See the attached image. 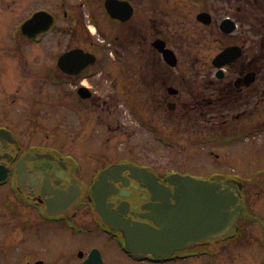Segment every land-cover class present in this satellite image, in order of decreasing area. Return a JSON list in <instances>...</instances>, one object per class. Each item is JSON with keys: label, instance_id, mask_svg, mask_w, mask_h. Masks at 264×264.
I'll list each match as a JSON object with an SVG mask.
<instances>
[{"label": "flooded vegetation", "instance_id": "flooded-vegetation-1", "mask_svg": "<svg viewBox=\"0 0 264 264\" xmlns=\"http://www.w3.org/2000/svg\"><path fill=\"white\" fill-rule=\"evenodd\" d=\"M191 1L0 0L3 264H50L37 248L39 236L26 234L36 223L47 225L54 234L60 231L71 236L68 255L59 250L52 255V264H108L104 248L115 264H264V15L258 23L261 40L256 46L248 38L234 40L231 36L237 22L224 16L216 23V35L228 41L217 44L209 62L200 63L197 56L185 55L181 43L188 30ZM238 1L196 0L194 19L199 13H208L210 21L207 25L197 21L194 26L212 28L217 8L242 11L258 0H244V5ZM226 19L235 24L231 33L224 31L229 28L223 25ZM255 20L252 16L249 26ZM184 41L187 48L188 38ZM227 47L240 52L219 74L213 58ZM163 48L175 53L177 65L171 66L170 54ZM106 83L119 91L108 89L100 94L96 87ZM125 99L138 106L134 117L147 115L149 124L159 117L164 123L170 141L161 140L162 135L156 137L158 141L171 144L174 138L177 144L205 143L219 150L209 151L216 160L211 180L229 188L242 203L236 221L224 235L193 241L164 258L155 253L129 254L121 233L111 231L95 202L105 215L152 226L148 217L153 216L160 199L172 192L169 172L140 162L143 158L148 161L146 157L130 161L116 155L111 160L101 157L103 164L82 175L81 161L71 153L65 155L57 147L37 141L46 130H58L61 105L66 107L65 116L90 118L92 107L113 116L119 112L114 101ZM136 100L143 103L136 104ZM45 111L52 113L54 121L45 119ZM81 122L80 127L76 123L71 127L75 144L88 137ZM173 125L178 129L172 138ZM152 126L153 131L160 127ZM121 130V124L106 125V131ZM239 143L243 145L237 147ZM113 149L108 150L110 156ZM234 153L248 164L244 172L221 168ZM240 159L234 162L240 165ZM105 169L106 188L93 191ZM151 173L162 187L155 188ZM89 233L100 234L97 237L102 243H85L84 237H77ZM11 243L16 245L15 253L7 255Z\"/></svg>", "mask_w": 264, "mask_h": 264}, {"label": "rangeland", "instance_id": "rangeland-1", "mask_svg": "<svg viewBox=\"0 0 264 264\" xmlns=\"http://www.w3.org/2000/svg\"><path fill=\"white\" fill-rule=\"evenodd\" d=\"M189 1L190 0H188V2ZM239 1L244 5V0ZM238 2H236V4H238ZM245 7L247 10L244 9L242 11H239L238 8H234L232 10H229L227 7L217 8L215 17L213 16V23L215 24L212 25V28L199 26L201 27L199 30L198 27L194 26L197 22L194 19V16L197 12V4L196 0H192L189 3L187 12L188 30L184 32L183 41H181L184 47L185 55L192 57L197 56L200 60V63L209 62V58L217 52V44L219 43V45H223L228 41V38H225L221 35H216V23H219L224 16H231V18L237 22V30L235 34L231 36L234 40L241 39V41H243L244 38H248L252 45H258L261 40L259 35L260 31H258V29L261 27L258 25V23L259 20H263L262 18L264 12L262 11L264 8V0H258L257 3L252 4L250 7L246 5ZM252 16H254L256 20L253 21L255 25L251 27L249 26L248 21L252 20ZM17 21L18 19L13 20L12 24ZM213 33L214 35H212ZM186 38H188V45L186 43L188 46L187 48L185 47L184 41ZM96 88L100 94L108 93V89L111 90L110 92L119 91V88L116 89L115 86H109V83L97 86ZM103 98L106 97L104 96ZM114 103H118V106L116 105L119 110L117 114L109 116L108 112H101L98 108L92 107V111L89 114L90 118L88 116L82 118L77 114L79 119L83 120V123L78 119V117H74L71 114L65 116L68 114L66 107H62L61 105V107H59V110H61V116L59 117L60 124L57 128L58 130L53 133H51L52 131L46 130L42 134L43 137L41 139L38 138L37 141H42L44 146L53 145L64 153H71V157H75L78 161H81L83 166L82 175H85L88 172L91 173V171L96 169L99 164H103L104 160L100 159L101 157H110L109 160H111V157L117 155L126 157L130 161H133L138 157H146L148 158V161L147 159L145 160L143 158L140 162H148L153 164V167L156 169H162L163 171L174 170L180 173L191 174V176L196 178L211 179V173L216 172V160H214L213 156L209 155V151L213 150L218 152V149H214L211 147V144L208 145L205 143L202 145H193L191 143L181 141V144H177L173 137H175L174 134L176 132L174 129L178 128L174 125L171 128V130H173V141L171 144L166 145L165 143L158 141L156 138L162 135L165 141H170L169 138L166 137L167 133L166 128L163 126L164 123L160 121L159 117H155L156 122L149 124L147 115H143L140 118L133 116V111L137 110L138 107L133 106V101L128 102L125 99L114 101ZM135 103L142 104L143 100H136ZM51 114L52 113H48L47 111L44 112V117L47 121H54ZM70 115L72 117H70ZM79 122L87 127L86 130L88 137L84 142L75 144L71 142L72 137L70 136V131L72 128H75V123L77 124V127H80ZM117 123L121 124L122 126V130L120 132L116 131L112 133L110 131H106V125L115 127ZM46 124H48L53 129L52 124ZM156 124H159L160 127H156V130L153 131L152 125ZM103 133H107L108 136L112 137L110 138L109 142L104 138V135H102ZM253 134L255 135L256 133ZM29 136L31 135L29 134ZM183 138L184 136H182L181 140H183ZM235 145L238 147L239 145L243 144L239 143ZM112 148H114L113 155L110 156L108 150H111ZM232 155H234V159H231ZM232 155L226 159V163L220 164L221 168L225 171L244 172L248 168V164L246 165V163L242 161L235 153ZM237 159L241 160L239 161L240 165L234 162ZM93 172L94 170L92 173ZM3 195L4 189L0 188L1 207L3 205L1 201ZM27 233L35 237L39 236V239L36 241L37 248L40 250L43 259L46 261L48 260L50 264H52V255H54L56 252H59V250L66 251L68 255L71 236L67 235L65 232L58 231V234H54V232L48 228L47 225L36 223L32 228H28L26 230V234ZM80 236L84 237L85 243L93 242L96 245H100L102 243L101 239L97 237L101 236L98 233H89L87 235L82 234L77 237ZM15 246L16 245H14V243H11V247L8 249V253L6 254L13 255L15 253ZM103 253L109 262L108 264H115L113 255L111 253H106L105 248ZM0 264L3 263L0 261Z\"/></svg>", "mask_w": 264, "mask_h": 264}, {"label": "water", "instance_id": "water-1", "mask_svg": "<svg viewBox=\"0 0 264 264\" xmlns=\"http://www.w3.org/2000/svg\"><path fill=\"white\" fill-rule=\"evenodd\" d=\"M226 22L231 25V21ZM233 29L231 25L226 31ZM235 52L234 48L225 49L215 58L214 63L219 67L229 63L236 57ZM168 180L174 191L168 198L160 199L161 203L154 210L155 213L148 217L153 226L120 219L116 215H105L99 210L96 201L97 210L104 221L115 231L123 233L131 252L171 254L182 246L190 245L192 241L223 233L235 221L234 217L241 208L240 200L229 189H222L220 183L179 174L171 175ZM99 185L97 183L93 190ZM170 199L174 202L171 203Z\"/></svg>", "mask_w": 264, "mask_h": 264}]
</instances>
